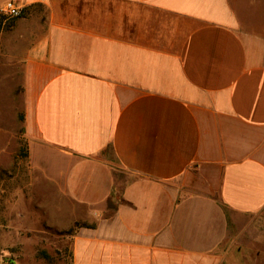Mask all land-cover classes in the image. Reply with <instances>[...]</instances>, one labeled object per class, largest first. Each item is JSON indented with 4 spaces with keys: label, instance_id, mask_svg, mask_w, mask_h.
<instances>
[{
    "label": "crops",
    "instance_id": "0c3cea01",
    "mask_svg": "<svg viewBox=\"0 0 264 264\" xmlns=\"http://www.w3.org/2000/svg\"><path fill=\"white\" fill-rule=\"evenodd\" d=\"M12 1L52 264H264V25L233 0Z\"/></svg>",
    "mask_w": 264,
    "mask_h": 264
},
{
    "label": "rangeland",
    "instance_id": "374dc122",
    "mask_svg": "<svg viewBox=\"0 0 264 264\" xmlns=\"http://www.w3.org/2000/svg\"><path fill=\"white\" fill-rule=\"evenodd\" d=\"M237 3L238 0H233L241 30L253 31L264 25V6ZM7 18L6 29L13 24V18ZM3 43L4 52H9L10 39L5 37ZM3 55L0 54V264L66 263L70 259L67 238L61 240L55 231L45 229L40 210L36 209L45 200L31 196L42 189V182L23 136L22 70L17 62L8 61ZM105 157L114 163L109 149L105 150ZM15 206L22 207L24 212L20 224L13 221ZM253 224L264 236V213L254 217Z\"/></svg>",
    "mask_w": 264,
    "mask_h": 264
},
{
    "label": "built area",
    "instance_id": "2783aa9c",
    "mask_svg": "<svg viewBox=\"0 0 264 264\" xmlns=\"http://www.w3.org/2000/svg\"><path fill=\"white\" fill-rule=\"evenodd\" d=\"M2 13L10 18L19 17L21 15V7L15 1L9 0L3 6Z\"/></svg>",
    "mask_w": 264,
    "mask_h": 264
},
{
    "label": "trees",
    "instance_id": "16d2710c",
    "mask_svg": "<svg viewBox=\"0 0 264 264\" xmlns=\"http://www.w3.org/2000/svg\"><path fill=\"white\" fill-rule=\"evenodd\" d=\"M5 19H8L7 16L4 15L3 13H0V29L2 28L3 24H4V26H6ZM77 225H78V222L75 223V224L72 226V228H69L68 231H69V230H74V228H75ZM70 256H71V254H70Z\"/></svg>",
    "mask_w": 264,
    "mask_h": 264
}]
</instances>
